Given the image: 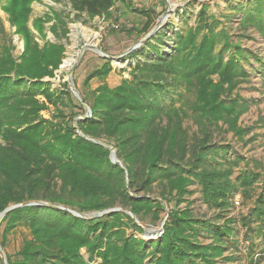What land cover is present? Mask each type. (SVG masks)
<instances>
[{
    "label": "trees",
    "instance_id": "trees-1",
    "mask_svg": "<svg viewBox=\"0 0 264 264\" xmlns=\"http://www.w3.org/2000/svg\"><path fill=\"white\" fill-rule=\"evenodd\" d=\"M33 1L40 0H6L2 6L24 45L17 58L10 44L0 50V212L12 204H46L24 205L4 215L0 246L6 264H85L80 246L100 257V264H146V260L216 264L231 245L237 247L236 223L245 229L246 238H251L248 232H261L264 183L247 215H228L234 196L250 198L261 174L245 169L232 181L239 158L228 159V148L212 141L210 129L222 120L239 134L237 116L246 106L236 105L235 99L227 104L221 95L249 76L239 59L247 61L251 54L232 40L226 28L217 30L219 23L206 7L198 11L194 25L167 36L164 29L156 31L141 47L121 55L118 59L128 63L129 77L113 87L104 81L113 58L102 57V64L84 80V89L78 90L91 114L73 123L82 116L83 106L77 98L72 103L68 83L52 88L44 79L54 76L64 46L48 41L40 46L35 40L28 26ZM117 1L121 0H68L78 17L90 18L108 15ZM247 3L238 7L243 11L241 27H253L264 39V0ZM50 11L37 18L33 28L42 33L44 22L51 21V32L65 37L68 16ZM153 23L154 18L146 20L136 29L139 38ZM167 28L173 29L172 24ZM213 75L218 76V85H212ZM92 77L102 80L93 89ZM192 88L195 100L189 113L183 106V89ZM50 107L51 115L45 117L43 112ZM187 117L197 125L196 134L184 127ZM110 147L125 169L110 160ZM193 184L199 187L201 201L218 210L214 217H197L188 205L178 208ZM163 203L170 210L160 237L149 241L137 237L143 232L138 223L148 217L155 225L161 219ZM115 207L130 209L138 223L123 210L85 215ZM18 223L28 229L30 238L10 254L5 251L4 233ZM263 252L251 255L253 264ZM0 264H4L1 258Z\"/></svg>",
    "mask_w": 264,
    "mask_h": 264
},
{
    "label": "rangeland",
    "instance_id": "rangeland-1",
    "mask_svg": "<svg viewBox=\"0 0 264 264\" xmlns=\"http://www.w3.org/2000/svg\"><path fill=\"white\" fill-rule=\"evenodd\" d=\"M168 1L171 4V13L160 24L157 31L164 29L165 36L172 34L173 30L178 28L183 31L187 25H194L198 11L205 6L207 13L214 16L219 23L217 30L221 27L226 28L232 40L239 41L246 53L251 54L247 61L246 58L245 60L244 58L239 59L245 70L249 72V76L237 81L229 92L221 95V100H226L227 104H230L231 100L235 99L236 105L246 106V109L237 116V128L235 129L238 130L239 134L222 120L218 121V126H210L212 141L219 146L228 148L226 153L222 152L221 154L224 155L225 153V156L230 160L239 158L238 166H235L232 170V181H234L239 172L245 169H254L261 174L259 180L254 184L256 188L253 195L250 198L243 199L241 195L236 194L232 199L233 205L229 207L228 215L230 216L247 215L254 204L253 200L256 195L261 192L262 183H264V39L253 27H248L247 29L241 27L240 18L243 15V11L238 9L239 6H246L250 0ZM5 2L6 0H0V50L4 45L10 44L13 46L11 52L17 58L22 53L24 44L20 35L15 33V27L10 24L8 15L2 9ZM30 7L28 26L39 45L42 46L48 41L64 46L63 57L58 69L54 71V76L44 79L50 81L52 88H60L63 82H67L68 75L73 64H75L71 79L75 88L82 90L84 89V80L95 68L102 64L103 57L96 49L90 48L88 45L106 51L110 56L122 54L144 37L139 38L136 29H139L146 20L152 21L153 18L154 26L159 17L166 11L167 3L166 0H121L115 3L114 8L108 15L92 18L84 14L78 17L71 9L68 0L33 1ZM50 9L68 16L65 17L68 30L65 37L60 32L58 35L51 32L49 29L51 21L44 22L42 33L33 28L34 21L37 18L45 17L46 14H50ZM155 12H160V14L156 16ZM168 24H172L173 29H168ZM79 55L80 58L77 59ZM227 56L228 53L225 54V58ZM141 58L145 60V56ZM111 67L112 70L104 79L109 86L117 85L122 77H129V66L126 61L122 62L121 59L113 58L111 59ZM210 79L212 85L220 83L217 75L210 76ZM101 81L98 77H92L89 80V87L91 89L96 88ZM68 89L70 90L69 84ZM70 92L72 93L71 90ZM183 92L185 93L183 106L187 112L191 113L189 105L195 100L193 88L187 91L183 89ZM75 98L74 94L70 98L73 104L77 103ZM52 110L53 107H50L49 110L43 112V115L50 117ZM81 113V115L85 113L84 108ZM183 125L190 135L197 133L198 127L189 117L184 118ZM221 159L222 157L217 156V160L220 161ZM154 189L152 196L155 197L158 189L156 186ZM189 189L191 191L186 196L187 201L180 203L178 208L183 209L185 205H188L195 216L204 219L212 218L218 214L217 209L201 201L199 187L196 184L190 185ZM169 210L170 207L163 203V210L160 214L161 219L155 222V225L150 223L148 217L145 218V223L140 224H148L157 228ZM98 212L100 211L86 213L85 215L86 217H94ZM219 220L221 222V219ZM165 221L166 219L164 224ZM164 224L160 230L158 229L154 232L141 226L143 232L136 234V236L146 241L157 240L163 232ZM251 225L254 227L257 224L252 223ZM5 226L6 224L2 223L0 230H5ZM236 227L240 228L234 234V242L237 247L231 245L229 250L223 254L224 258H218L216 264H253L251 255L256 257L261 250H264V224L261 232L247 233L251 238L244 236L245 229L239 223H236ZM127 232L131 233L133 231L128 229ZM4 234L7 243L5 251L10 254H13L24 240L30 238L28 229L20 223L11 227ZM206 242H209V240ZM78 253L85 264L101 263L100 257L95 255V253L91 254L86 246H80ZM229 256H234L235 258L225 260ZM146 264H150L148 260H146ZM255 264H264V252L261 260Z\"/></svg>",
    "mask_w": 264,
    "mask_h": 264
},
{
    "label": "water",
    "instance_id": "water-1",
    "mask_svg": "<svg viewBox=\"0 0 264 264\" xmlns=\"http://www.w3.org/2000/svg\"><path fill=\"white\" fill-rule=\"evenodd\" d=\"M166 3H167V9L166 11L159 17V19L156 21L155 25L150 29V31L143 37L141 38L138 42H136L135 44H133L132 46H130L127 50H125L122 54L118 55V56H110L108 55L107 53H105L104 51L98 49V48H95L94 46H89L90 48H94L97 50V52H99L103 57H112V58H119L121 55H124L136 48H138L139 46H141L153 33H155L158 28L160 27V24L168 17V15L171 13V4L168 0H166ZM81 55V54H80ZM80 55L78 56L77 59L80 58ZM74 65L72 66V69L68 75V79H67V82L69 84V87H70V90L72 91V93L75 95V97L79 100V102L81 103V105L83 106L84 110H85V113L82 115V116H79V117H75L73 123L76 122V119L78 118H87L90 116L91 114V110H90V107L88 105H86L84 103V101L82 100V97L80 95V93L78 92V90L75 88L73 82H72V79H71V76H72V72H73V69H74ZM77 132L82 135V133L79 131V129H77ZM83 136V135H82ZM88 138V137H87ZM95 142H97L96 140H94ZM111 148V147H110ZM110 160L115 163V164H119L121 166V168L125 169L124 168V165L121 163V161H119V159L117 158L116 156V151L115 149L111 148V151H110ZM31 204H46V202H43V201H32V202H24V203H19V204H12L8 207H6L3 211L0 212V221L2 220V218L4 217V215L8 212H10L11 210L15 209V208H18V207H21V206H24V205H31ZM60 208L62 209H67L69 210L70 212H72L74 215H77V216H82L79 212H77L76 210L74 209H70V208H66V207H63V206H59ZM119 210H123L125 211L126 213H128L133 219L135 222L138 223V220L137 218L133 215V213L131 212L130 209H121L120 207H115V208H110V209H106V210H103V211H100L98 212L95 216H100V215H103V214H106V213H109V212H114V211H119ZM168 213L165 215L164 217V220L166 219ZM164 220L160 223L159 227H152L151 225H148V224H140L143 228H147L149 230H152V232L156 231V230H160L164 224ZM0 258L2 259L3 263L6 264L7 261H6V257H5V253L4 251L2 250L1 246H0Z\"/></svg>",
    "mask_w": 264,
    "mask_h": 264
}]
</instances>
